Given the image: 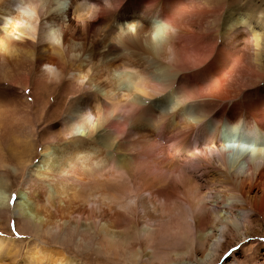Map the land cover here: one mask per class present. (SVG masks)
I'll use <instances>...</instances> for the list:
<instances>
[{
  "label": "bare ground",
  "instance_id": "bare-ground-1",
  "mask_svg": "<svg viewBox=\"0 0 264 264\" xmlns=\"http://www.w3.org/2000/svg\"><path fill=\"white\" fill-rule=\"evenodd\" d=\"M44 88L71 105L55 117L47 102L36 121ZM3 147L23 151L11 214L34 248L1 235L0 264H249L239 254L264 220V0H0V160ZM123 175L136 188L106 187Z\"/></svg>",
  "mask_w": 264,
  "mask_h": 264
},
{
  "label": "rangeland",
  "instance_id": "rangeland-1",
  "mask_svg": "<svg viewBox=\"0 0 264 264\" xmlns=\"http://www.w3.org/2000/svg\"><path fill=\"white\" fill-rule=\"evenodd\" d=\"M63 88H64V86H63ZM61 90H62V88H61ZM65 90L66 89L62 90L61 93L59 94V97H56L53 94L52 90H50V89H46V88H44L43 90L39 89V93L37 95V98L35 97L32 100L33 106H34L33 111H34V113L36 112V121H38V117L40 116L44 107L47 106V102H50V105H52V107H54L53 113H54L55 117H59L62 113H65L67 111L68 107L71 104L69 103V100H67L66 98L60 97ZM70 92L71 93H69L68 95L69 96L71 95L70 97H72V94H73L72 92H74V91L70 90ZM50 112H52V111H50ZM49 116H50V114H49ZM43 127H44V124L39 127L40 128L39 132L41 130L40 133L42 134V136L47 135L46 134L47 131H43ZM42 140H44L43 137L42 138L36 137L34 139L35 142L33 141L36 149H34L35 151L32 153L33 155L31 154L32 160L30 161V164L28 167L31 170H33L35 168V164L40 159V153H41L40 151L41 150H40V147H38V145L42 142ZM3 148L4 149L2 151H4L5 153L3 155V160H0V185L2 184L3 186L0 187V190H2V192L6 196L9 197V204L10 205L8 204L4 208H2V210H0V211H2V212H0V236L2 235V236L14 237L17 242H21V240L23 239L24 241L21 244H23L22 249H23V252H25L27 250L28 246L34 248L33 243H30L31 245L25 243V241L29 239L28 237L31 236L32 232L31 233L21 232L22 229L20 228V225L14 219V217H12V214H11V204L13 202L15 203V201L17 200L20 185L23 183L24 173L22 170H20L21 168L18 164V157H19V155L23 154V151L21 149H16V147H14L12 151L7 149V147L6 148L3 147ZM18 168H20V169H18ZM22 169L27 170V164ZM123 176L124 177H122V179L119 181L117 186L111 185V186H106V187H112V188H110L111 191L118 190L119 193H122L124 191V189L126 190V192H128V191H130V189L136 188V186H137L136 181H138V179H134L133 177L131 179V177H129V176L126 177V175H123ZM174 184L177 185L178 183H174ZM172 190H174L173 184H171L170 187L168 188V193H170L172 198L173 197L175 198V194L173 193ZM127 194L125 193V195H127ZM152 205L153 204L151 203V206ZM187 220L189 222L193 223L192 217L189 216ZM258 220L259 221H257L255 228L251 231V234L253 236H249L244 241V242H247V244H248V245H246L247 249L242 251L239 254V257H241V258L246 256V258H248L249 264H253L259 255V253L257 251V247H256L258 245L252 246V247H249V245L253 244V242L254 243H260L261 245H264V220L261 218V216L259 217ZM127 225H128L127 221L124 219H121V221L118 224V227H121V228L125 227L126 228ZM18 229H20V230H18ZM53 238H54L53 239L54 242L59 243L60 234L54 235ZM163 240L166 244H172L174 246V249L176 248V246H175L176 241L173 242L172 239H170V238H163ZM187 243H188V241L186 243L183 242V244L179 245L178 248H180L181 250H188L189 246ZM240 244H241L240 242L235 240L233 247L229 248L230 250L228 249L229 252L236 251L238 253L239 250L242 248ZM255 248H256V250H255ZM72 249L75 253H77L78 249H76L74 247ZM90 249H92V246H90L88 248V250H90ZM262 253H264V249H261V254ZM82 254L84 255L85 253H82ZM100 255L104 259L103 263H98V261H96V258ZM100 255L98 253L94 252L89 257L91 258L90 259L91 261H95V262H93L94 264H112L113 262L120 263L119 261H116L115 259H113V257H109V256H106L103 254H100ZM22 258H23V255L18 256V260H22ZM83 259L85 260V257H83ZM263 259L264 258L261 259L263 262L262 264H264ZM87 264H89V263H87ZM91 264H92V262H91Z\"/></svg>",
  "mask_w": 264,
  "mask_h": 264
},
{
  "label": "snow or ice",
  "instance_id": "snow-or-ice-1",
  "mask_svg": "<svg viewBox=\"0 0 264 264\" xmlns=\"http://www.w3.org/2000/svg\"><path fill=\"white\" fill-rule=\"evenodd\" d=\"M14 35L16 36L17 39H20L21 38V35L18 33V31Z\"/></svg>",
  "mask_w": 264,
  "mask_h": 264
}]
</instances>
